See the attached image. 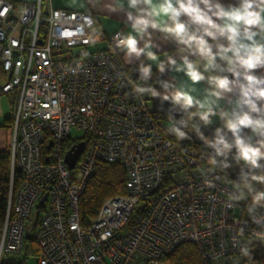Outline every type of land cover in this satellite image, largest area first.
I'll list each match as a JSON object with an SVG mask.
<instances>
[{"label": "built area", "instance_id": "obj_1", "mask_svg": "<svg viewBox=\"0 0 264 264\" xmlns=\"http://www.w3.org/2000/svg\"><path fill=\"white\" fill-rule=\"evenodd\" d=\"M98 34L91 13L50 0H0L7 75L0 95H15L0 263L5 254L23 255L29 234L39 248L36 264H171L170 253L185 243L198 248L203 264L232 263L244 232L264 238V207L240 206L239 191L217 168L167 135L127 73L123 32L102 48ZM70 140L85 144L73 168L65 160ZM101 162L124 167L126 193L84 221L80 201ZM17 170L23 178L15 187Z\"/></svg>", "mask_w": 264, "mask_h": 264}, {"label": "trees", "instance_id": "obj_2", "mask_svg": "<svg viewBox=\"0 0 264 264\" xmlns=\"http://www.w3.org/2000/svg\"><path fill=\"white\" fill-rule=\"evenodd\" d=\"M200 3L223 7L242 8L247 11L240 35L263 32L260 13L264 0H197ZM172 51V50H171ZM210 72L229 90L227 104L229 113H222L219 122L211 123L212 112L200 110L195 102L188 101L177 80L151 66L143 57L127 66L130 78L137 82L153 107L154 118L163 123L167 135L183 151H195L202 162L217 168L222 179L237 188L239 205L256 202L264 207V127L250 138V132L264 123V92L251 98L247 93L258 83L264 84V46L231 53L228 56L212 57ZM238 100V108L232 103ZM181 119L187 120L183 128L177 126ZM12 122V117L8 119ZM76 141L66 143L67 150ZM22 173L15 172L14 184L22 183ZM11 182L10 154L0 151V236L3 229ZM126 171L121 164L101 162L90 180L80 201L82 220H89L98 213L103 202L111 196L126 193ZM37 221L34 224L36 228ZM244 250L233 262L227 264H264V238L242 234ZM39 248L34 236L29 234L25 241L26 257H35ZM171 264H203L198 248L185 243L169 255ZM4 261V260H3ZM3 264H25L23 261H5Z\"/></svg>", "mask_w": 264, "mask_h": 264}, {"label": "crops", "instance_id": "obj_3", "mask_svg": "<svg viewBox=\"0 0 264 264\" xmlns=\"http://www.w3.org/2000/svg\"><path fill=\"white\" fill-rule=\"evenodd\" d=\"M9 1L17 5L38 2ZM50 2L54 8L91 13L99 30L96 37L99 48L105 46L107 37L117 31L123 32L126 39L123 48L125 64L129 66L144 57L151 66L176 79L185 98L195 102L200 110L201 99L208 104L205 107L221 110L222 113L229 107V90L212 76L210 56H228L264 46V7L259 19L263 32L240 35L247 16L245 9L204 4L197 0ZM6 79V73L0 68V82L4 83ZM11 94L0 95V151L8 150L12 138L8 119L14 114L15 98L11 100ZM4 95L8 98V107H5Z\"/></svg>", "mask_w": 264, "mask_h": 264}, {"label": "rangeland", "instance_id": "obj_4", "mask_svg": "<svg viewBox=\"0 0 264 264\" xmlns=\"http://www.w3.org/2000/svg\"><path fill=\"white\" fill-rule=\"evenodd\" d=\"M81 51V49L80 48H74L73 49V52L74 53H79ZM204 72V71H203ZM205 73V72H204ZM205 74H208V75H211L210 73H205ZM214 78H216V80H219L215 75H212ZM204 77V76H203ZM204 79V78H203ZM212 85V84H211ZM216 88V86H213L212 88ZM207 94V93H206ZM9 98L11 99V100H14V98H15V95L12 93L10 96H9ZM3 99H4V101H5V107H8V98L6 97V95H4V97H3ZM7 100V101H6ZM204 105H208L206 102L204 103V99H201L200 101H199V106L200 107H202V110L204 111V112H212V118H211V123L213 124V125H215V124H217L218 122H219V120H220V118H221V114H219L217 111L218 110H216V109H214V108H208L209 106H204ZM232 106H233V109L234 110H236L237 108H238V106H239V104H238V100L237 99H235V101H234V103H232ZM230 108H231V106L230 107H227V108H225L224 110H226V114L227 113H229V115H230ZM9 109V108H8ZM262 127H264V123L261 125V126H259V127H257V128H254L253 130H251V132H250V135H249V137L252 139V138H254L258 133H259V131H260V129L262 128ZM73 134H74V136H82L83 135V132H81V131H78V130H74V132H73ZM260 194L261 195H263L264 196V187H262L261 189H260ZM35 213H37V211H35L34 213H33V215H35ZM8 260H11V261H15L16 263H19V262H24L25 264H36V262H37V260H36V257H26V254L24 253L23 255H10V254H5L4 255V261H2V263H0V264H3L5 261H8Z\"/></svg>", "mask_w": 264, "mask_h": 264}, {"label": "water", "instance_id": "obj_5", "mask_svg": "<svg viewBox=\"0 0 264 264\" xmlns=\"http://www.w3.org/2000/svg\"><path fill=\"white\" fill-rule=\"evenodd\" d=\"M264 92V84L258 83L253 89H251L247 95L251 98H254L258 94ZM52 145V143H51ZM85 144L83 142L72 146L70 150L66 153L65 160L66 163L69 165L70 168L75 166L76 161L78 160L80 154L83 152ZM45 198L41 200V203L44 201Z\"/></svg>", "mask_w": 264, "mask_h": 264}]
</instances>
